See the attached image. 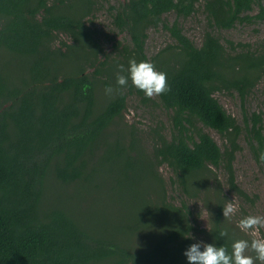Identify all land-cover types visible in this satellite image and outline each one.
Returning a JSON list of instances; mask_svg holds the SVG:
<instances>
[{"label": "trees", "instance_id": "16d2710c", "mask_svg": "<svg viewBox=\"0 0 264 264\" xmlns=\"http://www.w3.org/2000/svg\"><path fill=\"white\" fill-rule=\"evenodd\" d=\"M197 2L109 6L113 25L130 39L107 53L88 24L102 6L97 0H0V264H188L184 252L199 235L229 250L234 240L253 238L237 227L241 215L223 216L230 196L212 167L223 168L228 192L253 199L234 171L242 127L214 93L236 91L245 100L264 74V46L223 43L212 31L196 46L177 21L163 18L189 16ZM203 7L216 29L264 18L261 0H205ZM158 26L174 43L148 58V30ZM130 59L151 61L167 74L170 91L159 103L130 80L125 87L116 83L118 65L126 69ZM100 87L112 89L102 102ZM134 94L161 105L170 122L168 132L153 129L152 152L142 160L137 128L124 115ZM249 121L248 143L264 171L261 115ZM204 127L226 139L223 150ZM160 164L186 194L213 181L209 228L199 226L185 201L177 206L166 199Z\"/></svg>", "mask_w": 264, "mask_h": 264}, {"label": "rangeland", "instance_id": "374dc122", "mask_svg": "<svg viewBox=\"0 0 264 264\" xmlns=\"http://www.w3.org/2000/svg\"><path fill=\"white\" fill-rule=\"evenodd\" d=\"M102 6L97 10L94 16H90L88 24L95 28L100 37V41L107 51L113 53V44L121 41L123 44L129 43V35L126 32H121L115 25H113L111 12L109 6H118L124 0H97ZM205 0H198L196 10L189 16H177L174 12L163 16L165 20L172 24L177 21L182 32L189 37V39L196 45L200 46L203 42L204 35L207 31H212L224 43L226 40L234 43H246L251 48H260L264 46V18L256 20L252 23H239L232 29H216L210 27L207 16L204 11L203 3ZM264 5V0H261ZM258 8H254L252 15L257 14ZM63 40L68 38L62 35ZM174 43L168 30L162 26L151 28L148 30V38L145 44V52L147 57L153 56L161 48ZM263 44V45H262ZM108 96V92L100 87L98 90V97L103 101ZM219 103L223 106L225 111L232 115L237 123L242 127V132L238 138L240 149L235 154L234 171L238 185L248 194L253 201L244 200L243 198L228 192L225 184V173L222 167H212L217 175L218 180L223 185L224 192L230 196L229 202L237 204L239 211L237 214L240 218L247 215L264 216V171L262 166L256 162L253 157L252 150L247 139V129L250 128L249 118L254 113L260 114L262 118L263 134H264V74L257 81L255 87L247 95L245 100H241L236 91L220 90L214 93ZM158 102V96L153 98ZM159 103V102H158ZM125 120L130 125H135L137 130L136 151L141 152L140 160L147 157L152 152V139L150 137L153 129L163 128L164 132H168L170 127L169 114L161 105H154L152 103L144 104L140 101L137 95H130L127 101V110L125 111ZM248 123V125H247ZM216 143L223 150L226 139L217 131L210 128H203ZM142 162L139 161V166L136 171L140 174L142 171ZM159 176L162 178L165 196L168 201L174 205H180L185 201L189 210L192 212L194 219L198 222L201 228H209L208 213L211 199L213 198V181H209L207 185L200 186L194 189L189 194L183 193L182 189L176 182V178L172 170L166 164H160L158 167ZM133 173V172H131ZM124 191L130 190L124 186ZM131 196V195H130ZM154 196V195H153ZM84 203V202H83ZM88 205L99 207L97 202L93 199H87ZM86 204L84 203V206ZM126 207V215L129 210L128 201H124ZM100 208V207H99ZM117 207L111 210V217L115 216ZM235 218V216H233ZM232 217V218H233ZM236 219V218H235ZM236 221V220H231ZM238 221V220H237ZM158 222L151 223L149 228ZM260 236L264 237V228L260 229ZM197 241H202V236H198Z\"/></svg>", "mask_w": 264, "mask_h": 264}, {"label": "clouds", "instance_id": "9594fccd", "mask_svg": "<svg viewBox=\"0 0 264 264\" xmlns=\"http://www.w3.org/2000/svg\"><path fill=\"white\" fill-rule=\"evenodd\" d=\"M119 71L116 75V83L125 87L131 84L142 91L151 99L168 91L167 74L158 71L155 65L148 60L137 61L130 59L128 67L118 65ZM127 73V75L122 73ZM106 91L111 92L109 87ZM261 163H264V151L259 155ZM239 211V206L228 202L223 206L224 218H231ZM237 227L244 233L252 235L251 240L236 239L231 243V249L221 245L203 243L198 241L191 244L184 252L188 264H264V237L260 236V229L264 228V216L247 215L239 219ZM228 229H221L220 237H228ZM202 248V250H201ZM254 254V255H253Z\"/></svg>", "mask_w": 264, "mask_h": 264}]
</instances>
